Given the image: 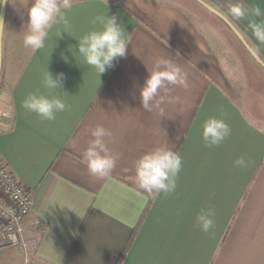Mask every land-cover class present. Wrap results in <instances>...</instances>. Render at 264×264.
<instances>
[{
    "label": "crops",
    "instance_id": "1",
    "mask_svg": "<svg viewBox=\"0 0 264 264\" xmlns=\"http://www.w3.org/2000/svg\"><path fill=\"white\" fill-rule=\"evenodd\" d=\"M199 2L264 65L252 29L264 21V0H69L61 7L67 25L56 24L36 52L23 43L32 0H7L0 110L12 121L0 159L32 196L39 225L24 231L23 247L0 248V264H264V68L246 50L249 69L234 62L223 37L229 27ZM238 3L241 18L231 13ZM106 14L130 39L125 57L99 77L76 44L101 30ZM160 59L180 67L187 87L160 89L148 111L139 91ZM47 71L63 74L57 92L45 86ZM31 94L58 95L67 110L41 121L23 107ZM210 118L231 129L218 145L202 139ZM97 126L111 133L105 144L117 157L105 178L81 163ZM157 148L182 161L169 194L134 179L136 161ZM241 158L246 167L236 165ZM209 209L214 226L203 232L196 218Z\"/></svg>",
    "mask_w": 264,
    "mask_h": 264
},
{
    "label": "clouds",
    "instance_id": "2",
    "mask_svg": "<svg viewBox=\"0 0 264 264\" xmlns=\"http://www.w3.org/2000/svg\"><path fill=\"white\" fill-rule=\"evenodd\" d=\"M6 0H0L3 6ZM61 7H70L69 0H32L31 7L28 8V25L23 35V43L26 48L33 52L45 47V42L49 32L53 27L68 21ZM231 13L236 18L245 15L243 4H236L231 7ZM254 14L261 15L260 9L256 8ZM98 22L102 25L99 31H90L84 35L76 44V51L83 57L84 64L94 68L100 77L107 70L114 67L117 58L126 55L128 40L125 27H122L117 15L107 14L99 17ZM256 39L264 43V21L252 25ZM7 31L6 23L0 18V36ZM156 69L148 74L143 87L139 91L140 104L145 110H151V102L158 96L159 90L167 85H178L187 87L186 74L182 72L170 59H160L157 61ZM162 69V70H161ZM63 74H56L55 78L47 71L45 86L57 92L62 88ZM163 101V97L159 102ZM158 102V103H159ZM23 107L36 114L41 121H53L56 114L67 110V105L58 95L31 94L23 101ZM231 129L221 119L210 118L203 125L202 139L207 145H218L227 136ZM93 140L83 153L81 163L84 164L90 175L97 178H105L111 174L116 165L117 157L110 154L105 144V137L111 133L103 126H97L92 132ZM181 158L178 154L164 148H157L146 153L135 164V182L146 192H160L169 194L176 189V178L181 169ZM238 167H246L243 158L236 161ZM214 212L209 209L202 211L197 216L196 222L203 232H208L213 228Z\"/></svg>",
    "mask_w": 264,
    "mask_h": 264
},
{
    "label": "built area",
    "instance_id": "3",
    "mask_svg": "<svg viewBox=\"0 0 264 264\" xmlns=\"http://www.w3.org/2000/svg\"><path fill=\"white\" fill-rule=\"evenodd\" d=\"M10 112L0 110V137L10 127ZM33 198L0 159V246L23 247L22 237L27 228H37L33 216Z\"/></svg>",
    "mask_w": 264,
    "mask_h": 264
},
{
    "label": "rangeland",
    "instance_id": "4",
    "mask_svg": "<svg viewBox=\"0 0 264 264\" xmlns=\"http://www.w3.org/2000/svg\"><path fill=\"white\" fill-rule=\"evenodd\" d=\"M225 31L228 33V35H223V37L225 39L226 44L231 49V52L234 57V62L236 60L241 65L243 70L245 69V67L249 69L246 65V61L250 63V58L246 53L245 49L243 48L237 37L234 35V33L231 32V30L225 29ZM9 131L10 127L6 133H8ZM0 248H2V246H0Z\"/></svg>",
    "mask_w": 264,
    "mask_h": 264
},
{
    "label": "water",
    "instance_id": "5",
    "mask_svg": "<svg viewBox=\"0 0 264 264\" xmlns=\"http://www.w3.org/2000/svg\"><path fill=\"white\" fill-rule=\"evenodd\" d=\"M201 3V2H199ZM6 4H7V0L6 3L3 6H0V18H2L4 20V16H5V10H6ZM207 10H209L213 15H215L216 17H218L221 21H223L228 27L229 29L234 33V35L237 37V39L239 40V42L242 44V46L244 47V49L250 54V56L260 65L264 68L263 63L260 61V59L257 57V55L254 53V51L249 47V45L244 41V39L242 38V36L236 31V29L217 11H215L214 9L208 7L207 5L201 3ZM0 45H1V36H0Z\"/></svg>",
    "mask_w": 264,
    "mask_h": 264
}]
</instances>
